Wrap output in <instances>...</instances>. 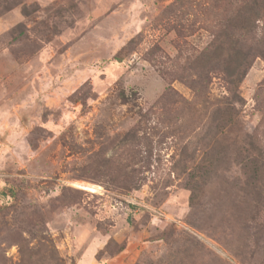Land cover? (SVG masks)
Segmentation results:
<instances>
[{"label": "rangeland", "instance_id": "374dc122", "mask_svg": "<svg viewBox=\"0 0 264 264\" xmlns=\"http://www.w3.org/2000/svg\"><path fill=\"white\" fill-rule=\"evenodd\" d=\"M196 1L0 0V264H264V59L231 110Z\"/></svg>", "mask_w": 264, "mask_h": 264}, {"label": "trees", "instance_id": "16d2710c", "mask_svg": "<svg viewBox=\"0 0 264 264\" xmlns=\"http://www.w3.org/2000/svg\"><path fill=\"white\" fill-rule=\"evenodd\" d=\"M194 4L200 10L203 9V16H211L213 23L211 41L193 61L196 60L201 68L204 66L206 72L220 73L227 91L225 103L232 110L235 104L242 102L239 85L252 61L257 57L264 59V0H203ZM193 69L196 71L195 67ZM227 109L224 108L223 113L219 107L215 109V113L220 114L217 123H233ZM245 144L254 145L250 139ZM249 154L241 159L240 169L247 181L251 182L248 183L250 190L258 195L259 190L264 189V163L258 160L251 162L247 158ZM2 193L14 194L12 189H4Z\"/></svg>", "mask_w": 264, "mask_h": 264}, {"label": "bare ground", "instance_id": "6f19581e", "mask_svg": "<svg viewBox=\"0 0 264 264\" xmlns=\"http://www.w3.org/2000/svg\"><path fill=\"white\" fill-rule=\"evenodd\" d=\"M75 186L78 188L85 189L90 192H96L97 189H99V186L91 184V183H85V182L76 183Z\"/></svg>", "mask_w": 264, "mask_h": 264}]
</instances>
